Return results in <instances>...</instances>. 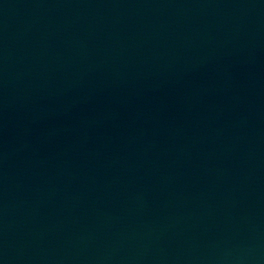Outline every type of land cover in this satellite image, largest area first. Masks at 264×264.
Segmentation results:
<instances>
[{
    "label": "water",
    "instance_id": "obj_1",
    "mask_svg": "<svg viewBox=\"0 0 264 264\" xmlns=\"http://www.w3.org/2000/svg\"><path fill=\"white\" fill-rule=\"evenodd\" d=\"M0 264H264V0H0Z\"/></svg>",
    "mask_w": 264,
    "mask_h": 264
}]
</instances>
